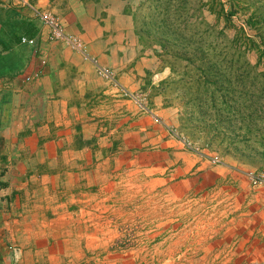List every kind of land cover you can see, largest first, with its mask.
Instances as JSON below:
<instances>
[{
    "label": "rangeland",
    "instance_id": "1",
    "mask_svg": "<svg viewBox=\"0 0 264 264\" xmlns=\"http://www.w3.org/2000/svg\"><path fill=\"white\" fill-rule=\"evenodd\" d=\"M133 21L136 80L82 97L91 150L54 183L69 217L35 264H264L246 240L264 206L249 180L264 171V0H142Z\"/></svg>",
    "mask_w": 264,
    "mask_h": 264
},
{
    "label": "crops",
    "instance_id": "2",
    "mask_svg": "<svg viewBox=\"0 0 264 264\" xmlns=\"http://www.w3.org/2000/svg\"><path fill=\"white\" fill-rule=\"evenodd\" d=\"M141 1L0 0V264H35L38 249L55 250L49 238L69 212L49 194L75 176L76 154L91 150L81 99L104 89L100 68L115 84L135 82L133 13ZM46 16L83 51L51 38ZM38 68L44 75L25 82ZM257 216L246 240L251 258L264 259V206Z\"/></svg>",
    "mask_w": 264,
    "mask_h": 264
},
{
    "label": "built area",
    "instance_id": "3",
    "mask_svg": "<svg viewBox=\"0 0 264 264\" xmlns=\"http://www.w3.org/2000/svg\"><path fill=\"white\" fill-rule=\"evenodd\" d=\"M45 18L51 28V38H53L54 40H66L73 49L80 52L83 51L82 44L79 41L73 39L72 37L66 36V34L63 33L59 22L55 18L47 16ZM22 42L26 44H33V40L22 39ZM43 72L44 71L42 70V68H38L34 73L26 75L24 77V81L29 82L33 79H36L42 76L44 74ZM99 72L104 77V79L113 81V75L109 70L100 68ZM249 180L250 184L253 187H261L264 189V171L250 173Z\"/></svg>",
    "mask_w": 264,
    "mask_h": 264
}]
</instances>
